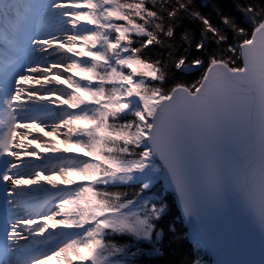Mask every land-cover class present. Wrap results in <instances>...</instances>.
<instances>
[{
    "label": "snow or ice",
    "instance_id": "6c2138e0",
    "mask_svg": "<svg viewBox=\"0 0 264 264\" xmlns=\"http://www.w3.org/2000/svg\"><path fill=\"white\" fill-rule=\"evenodd\" d=\"M70 3L0 0V40L11 48L20 46L17 37L27 31L36 8L46 12L55 29L42 39L28 37L26 62L0 53V157L13 158L0 161V181L11 183L9 195L18 198L17 205L39 208L35 214L43 220L71 229L49 231L44 223L18 231L19 225L36 223L26 208L28 218L9 220L0 264H48L54 257L67 264H138L130 242H147L158 250L162 237L159 221L167 204L158 193L150 195L160 181L177 195L193 230L212 245L220 243L215 220L225 212L234 213L251 238H258L256 258L217 264H264V5L245 8L253 25L251 38L224 18L242 38L227 49L235 59L211 55L201 78L188 86L169 85L167 66L159 59L150 61L145 49L162 44L161 36L174 37L181 11L199 19L203 32L217 43L228 39L201 13L189 11L192 0ZM181 39L190 42L188 33ZM195 47L203 49L204 39ZM37 52L40 61L33 60ZM203 63L194 59L186 64L180 57L175 68L187 72ZM33 126L62 135L85 154L41 157L39 149L29 151V137L60 151ZM25 156L42 163H24ZM42 172L61 175L65 186L49 180L55 191L46 188L40 184ZM69 173L84 181H68ZM24 184L39 187H18ZM130 184L139 186L131 197L122 191ZM37 193L47 194L43 206ZM24 231L33 238L47 236L33 239L26 250L18 243L29 239ZM25 251L39 255L22 258Z\"/></svg>",
    "mask_w": 264,
    "mask_h": 264
},
{
    "label": "trees",
    "instance_id": "16d2710c",
    "mask_svg": "<svg viewBox=\"0 0 264 264\" xmlns=\"http://www.w3.org/2000/svg\"><path fill=\"white\" fill-rule=\"evenodd\" d=\"M167 2L175 4L176 0H167ZM249 5L259 9L264 5V0H192V8L189 11L195 10L201 13L228 39L217 43L211 33L203 32V25L199 19L181 11L175 20L176 34L174 37L161 36L160 39L163 40V43L149 45L145 49V53L150 61L159 59L167 66L169 85L183 82L190 86L201 78L211 55L215 54L220 57L222 54L225 59H235L227 49L229 46L236 47L242 38L223 21L225 17L234 21L239 27L246 30L248 38H250L253 25L248 18L250 14L245 12V8ZM184 33L189 34L190 42L181 39ZM201 39H204L205 47L197 49L195 45ZM180 57L185 58L186 64L191 63L194 59H200L204 63L199 68L185 72L183 66L181 69L175 68V62ZM236 63L242 65L239 59H236ZM122 191L131 197L132 194L139 191V186L126 185ZM156 193L167 204L166 213L159 221L162 237L155 246V249L158 250H154L153 246L147 242L131 241L129 244L131 251L138 253L134 259L138 264H195L197 250L193 244L186 240V229L174 205L172 194L164 191L160 182L156 192L150 195L155 196ZM125 243L128 241L125 240Z\"/></svg>",
    "mask_w": 264,
    "mask_h": 264
},
{
    "label": "bare ground",
    "instance_id": "6f19581e",
    "mask_svg": "<svg viewBox=\"0 0 264 264\" xmlns=\"http://www.w3.org/2000/svg\"><path fill=\"white\" fill-rule=\"evenodd\" d=\"M6 2H10L9 0H6ZM13 2H16V0H14ZM20 3H24L23 0H19ZM48 0L45 2L47 3ZM64 2L66 4H68V6L70 7L71 4L70 0H64ZM35 22L37 24L36 29H32L31 30V37L33 38H44L46 36V34L50 31L55 32V29L51 26L52 25V21L51 19L47 16L46 12L41 9L40 13L36 16ZM65 27L70 28V25H66ZM57 35H59V33H56ZM21 39V34L18 35L17 40L19 41ZM0 42H3L7 45H9L6 41L4 40H0ZM78 51H82L85 50L83 48L78 47L77 49ZM42 59L41 54L39 52L35 53L33 55V60L36 61H40ZM26 62V59H25ZM41 66H43V64H41ZM63 70V69H61ZM55 71V70H54ZM10 78V77H9ZM29 84H32L33 87H38V85L35 84L34 81H29ZM57 95H59V93H57ZM23 99H21V102H26L27 98L26 95H22ZM53 100H56V96H52L51 97ZM63 99V98H61ZM50 107L54 110V111H58L59 109L57 108L56 104L50 105ZM86 126V125H85ZM33 128L35 129V132L40 133L42 136H44V138L46 140L52 141L53 142V146L55 147V149L60 150L59 152H53L51 148L45 147L43 145V142H36V143H32L31 141V137H29L28 139L25 140V143L30 144L31 147L29 149V151L32 150V148L35 149H39L40 151V156L44 157V156H57V155H61V154H65V153H71L69 152L70 148H69V144L70 143H66L65 139L62 135H58L55 132H51L49 129H43V128H36L35 126H33ZM61 153V154H60ZM36 158L39 157H22L21 159L23 160L24 163H29L31 162L32 164L35 165H39V163L35 160ZM6 160H13L12 157H8ZM16 163H20L19 161H13ZM3 168V167H2ZM17 169H14L13 171H16ZM21 171H29L30 169H25L23 167H21L20 169ZM11 174V173H10ZM76 174V173H75ZM25 179H27V177H25ZM40 184L44 185L46 188H49L50 190H55V189H51V185L48 184L49 180L55 181L57 183V185H60V182L64 183V185L66 184L65 182V178L62 177L59 174H52L50 175L48 172H42L40 177ZM67 180L71 181V179L67 176ZM84 181V178H82V180L80 182ZM36 186V187H35ZM62 186V185H60ZM12 185L10 182H3L0 181V233L3 232L4 229H6L7 231H11L10 227V223L9 221L7 222L9 224V226L4 225L5 222V217L4 215H11L12 217L9 218H19V217H24V218H28V212L26 211V208L29 210H32V216L31 219L35 220L36 223H33L31 225H28L26 227H31V228H35L37 226V224H44L47 223L49 225V231L52 230L54 232H57L56 229H58V227L60 225H56L54 221L52 220H43L40 216L36 215V211H39V208H35L34 210L31 208L30 205L26 206L25 204H21V205H17L15 203V201L18 199L17 197H10V200L14 201V203L11 206V208H8V211L10 210V212H4V208L2 205V202L7 199L4 195L7 193L9 195L10 191L12 189ZM22 188H25V190L31 189V190H35L37 187H39V185H29V186H21ZM6 188V189H5ZM8 190V191H7ZM39 197V203L41 206H43L47 200V195H43V193H37L36 194ZM26 200L30 199V198H25ZM48 207H51V205L49 204ZM10 220V219H9ZM24 229L21 227V225L18 226V231ZM23 234L25 236H29V233L27 231H24ZM47 236V233L44 234V236H36L35 238H33L32 236H29V239L27 241L25 240H20L18 243L19 245L23 248V249H29L31 247H33L32 245V241L33 239L35 240H43L44 237ZM4 237L3 236V240L4 241ZM43 247L40 246V251H43ZM28 255H39V252H29V251H25L24 255L22 258H27ZM49 264H67L66 261H64L61 258H53L51 261H48Z\"/></svg>",
    "mask_w": 264,
    "mask_h": 264
},
{
    "label": "water",
    "instance_id": "95a60500",
    "mask_svg": "<svg viewBox=\"0 0 264 264\" xmlns=\"http://www.w3.org/2000/svg\"><path fill=\"white\" fill-rule=\"evenodd\" d=\"M199 67L200 66H194L190 71ZM160 184L164 191L169 192L173 196L174 205L178 210L180 218L186 229V240L193 245L196 243L200 244L203 251L211 258L212 261L210 264H217V262L221 259L244 260L256 258L258 256V238H251L234 213L225 212L216 218L215 225L220 243L218 246H214L207 240L201 238V236L193 230L191 224L184 215L183 208L177 195L170 188H168L163 181H160Z\"/></svg>",
    "mask_w": 264,
    "mask_h": 264
},
{
    "label": "rangeland",
    "instance_id": "374dc122",
    "mask_svg": "<svg viewBox=\"0 0 264 264\" xmlns=\"http://www.w3.org/2000/svg\"><path fill=\"white\" fill-rule=\"evenodd\" d=\"M23 99V97H22ZM33 131L35 132V130L33 129ZM69 152L71 151H75V150H80V151H83L85 152L86 150L81 148V147H78L77 145L75 144H72L70 143L69 144ZM61 154V153H60ZM41 160V158H40ZM68 177L71 179V181H81L82 180V176L78 175V174H75V173H69L68 174ZM62 184V182H60ZM196 250H197V260H199L201 262V264H210L211 263V258L207 256V254L203 251L202 249V246L198 243L194 244Z\"/></svg>",
    "mask_w": 264,
    "mask_h": 264
}]
</instances>
